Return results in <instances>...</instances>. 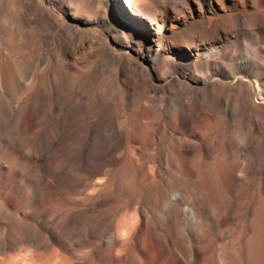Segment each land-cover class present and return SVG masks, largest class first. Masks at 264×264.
Wrapping results in <instances>:
<instances>
[{
    "label": "bare ground",
    "instance_id": "bare-ground-1",
    "mask_svg": "<svg viewBox=\"0 0 264 264\" xmlns=\"http://www.w3.org/2000/svg\"><path fill=\"white\" fill-rule=\"evenodd\" d=\"M0 34V264H264V0H0Z\"/></svg>",
    "mask_w": 264,
    "mask_h": 264
},
{
    "label": "rangeland",
    "instance_id": "rangeland-1",
    "mask_svg": "<svg viewBox=\"0 0 264 264\" xmlns=\"http://www.w3.org/2000/svg\"><path fill=\"white\" fill-rule=\"evenodd\" d=\"M16 8H17V6L15 4L12 5V3H11V5H7L6 8H4V10H3V13H4L3 14V17H4L3 18V21H4V24L6 26L5 27V35L3 37H6V38H4V40L7 39V38L9 39V37L11 39V43L9 42V45L8 46L2 47L4 49H9V50L16 49V47L18 45V41L20 39L19 38L20 35H18L20 33L19 32L20 30H19V28L17 26L18 23L17 24L16 23L15 24L13 23V20L16 19V17L18 16V11H17ZM86 28L89 29V30H94V31L96 29L102 35L108 36V29H105V28L102 29L100 27H91V28L90 27H86ZM6 30H7V32H6ZM7 34L10 35V36L8 37ZM0 36H2V35L0 34ZM130 51H131V54L135 58H138L137 55L134 54V52L132 51V49H130ZM140 61L141 62H144L142 59H140ZM253 85H254V89L257 91V86L254 84V82H253ZM257 101L258 102H261L260 99H258ZM154 129L157 130V132H161V130L158 129L157 127H155ZM153 145L154 146H158V147L167 148L168 147V142H167V140L155 141V143ZM175 145H177V144L175 143ZM231 224H233V222H231Z\"/></svg>",
    "mask_w": 264,
    "mask_h": 264
}]
</instances>
